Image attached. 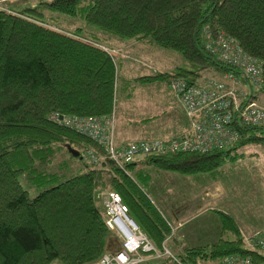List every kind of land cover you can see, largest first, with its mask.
Returning <instances> with one entry per match:
<instances>
[{
    "label": "trees",
    "instance_id": "trees-1",
    "mask_svg": "<svg viewBox=\"0 0 264 264\" xmlns=\"http://www.w3.org/2000/svg\"><path fill=\"white\" fill-rule=\"evenodd\" d=\"M37 1L36 7L0 8V264H52L54 260L94 264L108 250L112 235L97 197L99 189L108 186L121 195L159 249L172 239L177 251L171 253L183 264L217 263L231 255L264 264L263 249L253 238L251 243L246 241L237 220L226 211L215 210L221 217L217 241L200 246L179 242L155 199L151 174L142 166L191 175L213 173L226 160L239 158L241 146L264 141L258 134H264V129H244L233 146L208 152L149 155L126 164L110 158L100 163L85 159L86 147L104 152L91 136L50 116L112 114L117 64L108 50L81 36L84 28L79 26L74 33L56 30L43 11L82 17L93 41L100 38L95 30L143 40L179 53L197 69L223 73L233 67L206 51L204 30L225 31L264 65V0ZM167 76L190 83L205 80L196 71L181 69L123 82H159ZM64 147L83 163L71 176L60 167L49 172L54 156ZM22 179L38 193L32 196Z\"/></svg>",
    "mask_w": 264,
    "mask_h": 264
},
{
    "label": "rangeland",
    "instance_id": "rangeland-1",
    "mask_svg": "<svg viewBox=\"0 0 264 264\" xmlns=\"http://www.w3.org/2000/svg\"><path fill=\"white\" fill-rule=\"evenodd\" d=\"M37 2V0H0V8L6 9V7H14L21 9L26 6L36 7ZM43 11L45 18L50 23L48 24L49 26L67 33H74L80 26L84 28L81 36L97 43L102 48H105L114 57L117 64L116 102L114 111L109 116L113 119L112 131L114 144L117 145V147L129 144V142H124L123 144L119 143V140L117 139L119 136H117L118 132L121 136V134H124V132H127L128 130H132L136 134L137 132L146 133L148 131L149 133L146 135H149L148 137H151L152 139L181 136L190 130V120L183 111L180 103L178 102V104H175L172 102L173 96L174 94L176 95V93L170 83L171 77L167 76L163 80L156 82L157 85H154V87L145 86V89L144 87L139 86L138 83L136 84L134 82L126 84V86L123 82L125 78L133 80L142 76L157 74L159 72H163L165 75L171 72L175 73L181 69L196 71L199 76L203 77V80L209 79L210 77L219 78L222 74L216 69H197L193 67L190 62L186 61L179 53L173 50L150 45L143 40H135L131 38L123 39L108 33H103L100 30H95V34L100 38L99 40L96 39L98 42L96 40L93 41L88 37L89 27L82 17L69 16L48 9H43ZM92 37L94 36L92 35ZM125 41H131L133 44L132 46H129L130 48L127 47V51H123V54L126 57L124 59L121 56L122 51L118 49H121V46L124 48L125 45H128L124 43ZM142 83L144 82L142 81ZM145 83L152 82L149 80L145 81ZM164 85L168 86L167 88H169V90L167 89L166 91ZM236 88L243 90L248 89V84L240 82L236 84ZM129 92H131V94H128ZM258 101L264 106V90L260 93ZM149 107L151 109H148ZM149 111L151 112L148 113ZM186 130L187 132H185ZM258 134L264 136L263 133ZM89 138L102 148L104 154H98L94 147H86L83 154L85 159L90 160L91 157L94 156V159L92 158L91 160L100 163L109 158L107 157L108 151L104 149L105 147L103 148L94 138ZM238 153L242 154L239 158L236 160H226L213 173H200L193 175L182 174L163 169L151 170L149 166L142 165L144 168H148L147 170L151 174L150 182L154 185V191L157 194L155 199H158L159 207L162 210V213L165 214L170 225H173L177 221L172 216L174 212L178 216V221H182L181 223L185 224V226L188 225V227H191V224L194 223L198 224L207 222L206 220L208 218H206V215L191 220L192 205L195 207L198 206V203L202 199L201 197L205 194L207 188L211 190L213 194H217L218 191L224 187L228 190V194L220 198L218 201L213 202V206L218 207L219 205L217 206V204L226 205L227 207L225 208L229 209L230 212L234 214L232 215L237 220L238 226L241 225V227H247V236L245 239L248 243L252 242L251 238H254V234L263 229L254 230L251 227L254 225L260 226L264 222V141L249 142L238 148ZM143 158L141 156L135 161ZM79 160L80 159L71 157L67 148L64 147L54 156L49 172H52V170L56 171V169H59L60 167L63 170L62 173L64 175L71 176L81 170V164L83 163ZM63 163L68 167H64ZM21 182L23 186L30 191L32 196L38 193L37 190L30 188L24 179H22ZM207 184L210 186H207ZM112 191L114 190L108 186L99 189L97 192V197L103 207H105L109 193ZM119 196L121 197L120 194ZM192 199H195V203ZM170 200H172L171 203ZM123 204L126 203L123 202ZM128 210L130 217L135 220L131 215L129 207ZM212 214L213 215L209 216L210 223L219 228L221 226V217L220 215L218 216V214ZM251 229L253 230L251 231ZM111 232L112 235L108 243V248L109 250L114 251L122 247L123 241L118 237L115 231ZM208 233H210V230L207 231V234ZM213 235L215 237V234ZM166 242V246L171 252L170 245L172 241L168 238ZM168 243H170V245H168ZM175 255H164L160 257V259L168 258L167 262L171 264H183ZM214 263L215 262H210L209 264ZM52 264L63 263L59 260H54Z\"/></svg>",
    "mask_w": 264,
    "mask_h": 264
},
{
    "label": "built area",
    "instance_id": "built-area-1",
    "mask_svg": "<svg viewBox=\"0 0 264 264\" xmlns=\"http://www.w3.org/2000/svg\"><path fill=\"white\" fill-rule=\"evenodd\" d=\"M204 32L206 51L238 72L226 71L219 78L206 79L202 83H190L182 77L170 78L178 101L190 120V130L186 134L135 141L117 147L113 138V119L109 115L61 117L59 113H54L52 118L61 124L71 127L75 125L83 133H89L105 147L107 156L119 164H126L141 156L228 148L241 138L244 129H264V106L257 99L264 85L263 61L248 54L240 42L225 31L219 30L215 34L210 30ZM240 82L247 83L249 91L236 88V84ZM105 212L108 226L123 242L118 251L104 255L99 264H143L164 255H173L167 246H163L161 251L130 217L128 206L123 204L117 192L109 193ZM253 239L264 251V232H256ZM163 264L171 263L166 261ZM219 264L253 262L247 257L231 255L223 258Z\"/></svg>",
    "mask_w": 264,
    "mask_h": 264
},
{
    "label": "crops",
    "instance_id": "crops-1",
    "mask_svg": "<svg viewBox=\"0 0 264 264\" xmlns=\"http://www.w3.org/2000/svg\"><path fill=\"white\" fill-rule=\"evenodd\" d=\"M124 43H126L128 45H125L124 48L121 46V49H118V50L122 51L121 56L125 59L126 57L124 56L123 51H127V47L132 46L133 42L131 43V41L130 42L125 41ZM121 56H120V58H121ZM155 83L156 82L138 83V84H139V86H142L145 89V86L154 87V85H157V83L156 84ZM160 87H162V86H160ZM164 87H165L166 91H167V89L169 90V88H167L168 86L164 85ZM172 102L175 104L176 103L178 104V102H179L177 99V96L175 94L173 96ZM148 109H151V108L149 107ZM145 112H147V111H145ZM150 112L151 111H149L148 113H150ZM188 127H189V125H188ZM185 132H187V130ZM148 133L149 132L147 131L146 133H144V132L138 133L137 132V134H136L132 130H128L127 132H124V134H121V136L118 132L117 136L118 135L119 136L117 137V139L119 140L120 144H123L124 142L130 143V141L131 142L142 141V140L151 139V137H148L149 135H146ZM207 186H210V185L207 184ZM227 194H228V190H226L224 187H222V189L219 190L217 194H215V193L213 194L212 191L207 188L205 194L201 197L202 199L200 198L201 200L198 203V206L195 207L194 205H192L193 208L191 209V220L198 218V217H202V215L203 216L206 215V218H208V219L206 220L207 222H205V223H203V222L198 223V224L194 223V224H191V227H188V225L185 226V224L181 223L182 221H178L179 220L178 216L174 212L172 216L174 217L175 220H177L176 223H174L172 225V227L174 229V231H173L174 237L177 238V240L179 242H185V243L190 244L192 246L207 245V244H211V243L217 241L219 239V237L221 236V226L219 225L220 227L217 228V226L211 225L210 220H209V216L213 215L212 213L216 214L215 210H222V211H226V212L231 213L229 209L225 208V207H227L226 205L217 204V206L219 205L218 207L213 206V202L218 201L220 198L226 196ZM212 196H213V198H212ZM192 201L195 203V199H192ZM171 202H172V200H170V203ZM231 214H233V213H231ZM239 227H240V230H241L243 237L246 238L247 227H245V226L241 227V225ZM251 228H253L254 230L263 229L261 232H264V222L260 226L254 225ZM253 229H251V231ZM208 230H210V233L207 234ZM213 234H215V237ZM170 240L172 241V239H170ZM168 245H170V243H168ZM170 248H171V251H173L174 253L177 251V247H175L172 242H171ZM214 264H219V262L214 263Z\"/></svg>",
    "mask_w": 264,
    "mask_h": 264
},
{
    "label": "bare ground",
    "instance_id": "bare-ground-1",
    "mask_svg": "<svg viewBox=\"0 0 264 264\" xmlns=\"http://www.w3.org/2000/svg\"><path fill=\"white\" fill-rule=\"evenodd\" d=\"M60 116L61 117H63V116H66V115H63V114H60ZM65 125V124H64ZM68 126V125H67ZM69 127H71V126H69ZM72 128H74L75 130H77L78 132H81L80 131V129L78 128V127H76L75 125H73V127ZM83 133V132H82ZM84 134H87L88 136H90V134L89 133H84ZM132 143V142H131ZM131 161H133V160H131ZM131 161H129V162H131ZM127 163V162H126ZM106 219H107V216H106V212H105V221H106ZM106 224H107V222H106ZM108 225V224H107ZM109 227V226H108ZM110 228V227H109ZM111 229V228H110ZM112 231H114L113 229H111ZM121 239V238H120ZM122 240V239H121ZM164 246H166V245H164ZM119 249H117V250H114V251H111V250H109V248H108V250L106 251V252H104L103 253V255L100 257V259L98 260V261H96L94 264H99V262L101 261V259L103 258V256L104 255H106V254H111V253H115L116 251H118Z\"/></svg>",
    "mask_w": 264,
    "mask_h": 264
},
{
    "label": "water",
    "instance_id": "water-1",
    "mask_svg": "<svg viewBox=\"0 0 264 264\" xmlns=\"http://www.w3.org/2000/svg\"><path fill=\"white\" fill-rule=\"evenodd\" d=\"M75 155H79V152L78 151H75L73 149H70Z\"/></svg>",
    "mask_w": 264,
    "mask_h": 264
}]
</instances>
